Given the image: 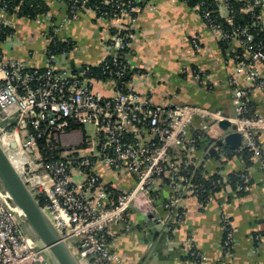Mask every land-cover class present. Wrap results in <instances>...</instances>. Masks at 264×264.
Masks as SVG:
<instances>
[{"label": "built area", "instance_id": "obj_1", "mask_svg": "<svg viewBox=\"0 0 264 264\" xmlns=\"http://www.w3.org/2000/svg\"><path fill=\"white\" fill-rule=\"evenodd\" d=\"M88 1L66 2L68 16L77 18L86 10L115 24L109 29V52L100 62L103 77H89L85 69L76 72L61 65V56L50 54L48 48L42 67L19 59L4 61L0 53L5 72L0 79V144L12 162H37L36 170H31L37 175L30 178L24 175L25 167L13 164L33 194L44 199L43 210L78 263L115 264L120 256L111 249L112 227L125 221L131 209L152 206L163 176L171 187L167 200L160 203L169 212V220H162L163 224L180 222L185 216L184 197L199 196L198 175L208 177V173L187 153L199 139V134H191L196 118L205 131L219 128L221 120L229 119L242 135L237 150L251 151L252 164L264 173V150L258 139V133L264 131V114L250 100L253 90L264 91V37H258L259 32L264 33V0H238L242 2L239 10L232 0H214V5L199 0L194 7L225 43L227 56L235 63L233 114L191 103L156 104L149 94L133 86V78L144 75L140 69H133L131 80L122 81L127 66L119 54L130 46L132 28L145 0H100L92 5ZM8 6L0 0L3 11L9 12ZM242 13L251 14L252 21L234 26V18ZM219 17L232 28H225ZM238 76L246 85L239 83ZM96 85L108 93L98 91ZM4 120L8 122L2 126ZM86 124L94 128L95 138L84 129V142L83 136L78 145L63 141L65 135L70 138ZM40 139L49 144L51 159L42 155ZM24 151L28 156L29 151H36L34 160L26 161ZM98 166L129 174L135 182L127 188L105 183ZM242 177L248 183V175ZM221 224V249L228 254L236 246L231 217L224 214ZM185 243L194 264L206 262L192 236ZM50 260L57 264L49 249L31 235L22 211L0 187V264H54Z\"/></svg>", "mask_w": 264, "mask_h": 264}, {"label": "crops", "instance_id": "obj_2", "mask_svg": "<svg viewBox=\"0 0 264 264\" xmlns=\"http://www.w3.org/2000/svg\"><path fill=\"white\" fill-rule=\"evenodd\" d=\"M42 1L48 11L37 19L19 17L0 7V24L13 29L0 43L3 60L19 59L29 66L42 67L51 40L57 38L74 43L70 53L60 55L61 65L71 68V60L76 67L99 65L109 52V29L115 24L101 21L86 10L71 19L64 0ZM128 49L130 66L144 74L133 78V86L149 94L154 103H191L233 114L235 63L196 8L181 0H145L133 25ZM4 73L0 65V79ZM238 78L241 85H246L242 76ZM95 87L103 94L108 93L101 85ZM250 100L255 110L264 114V91L253 90ZM200 122L195 119L191 134L197 131L206 137L187 153L208 175H219L224 188L205 202L188 194L182 202L184 218L174 224H163L162 220H169V212L160 203L167 200L171 187L167 178H161L152 206L145 210L131 209L125 221L112 227L111 249L120 256V262L115 264H194L185 243L189 236L207 258L200 264H264V173L255 163L248 165L239 153L210 154L205 149L208 137L218 136L222 131L216 126L211 131L201 130ZM258 135L264 150V131ZM97 168L105 183L127 188L135 182L129 174H119L108 167ZM234 172L248 175L245 187H233L229 176ZM224 214L231 217L236 240V246L228 254L221 249Z\"/></svg>", "mask_w": 264, "mask_h": 264}, {"label": "water", "instance_id": "obj_3", "mask_svg": "<svg viewBox=\"0 0 264 264\" xmlns=\"http://www.w3.org/2000/svg\"><path fill=\"white\" fill-rule=\"evenodd\" d=\"M71 68L73 71L81 72L86 67H76L75 61L71 60ZM7 122L8 120H4L1 125ZM219 129L222 131L220 135L208 137L205 149L210 154L220 156L223 147L234 150L241 147L242 135L235 131L236 125L232 124L229 119L221 120ZM0 187L10 195V201L22 211L24 224L31 235L49 249L57 264H79L1 144Z\"/></svg>", "mask_w": 264, "mask_h": 264}, {"label": "trees", "instance_id": "obj_4", "mask_svg": "<svg viewBox=\"0 0 264 264\" xmlns=\"http://www.w3.org/2000/svg\"><path fill=\"white\" fill-rule=\"evenodd\" d=\"M2 1H6L9 6H8V11L9 13L15 14L19 17H27L29 19H35L38 15L40 14H44L48 11L47 6L44 4V2L42 0H2ZM65 2H67L68 4H70V2H73L74 0H64ZM80 2L82 0H79ZM100 0H89L88 4L92 5V4H96V3H100ZM185 3H187L189 6L191 7H195V5L198 3L199 0H181ZM212 4L214 5V0H210L208 2L207 5ZM242 2H239L238 0H232V6L236 9L239 10V8L241 7ZM16 7H19L18 9H16ZM106 11H110V9H106ZM104 12V10L102 11ZM257 12H260V10H257ZM256 12V13H257ZM219 22H221L223 24V26L227 29H231L232 25L231 23H229L225 18H220L219 17ZM252 21V15L248 14V13H242V14H238L236 15V17L234 18V26L235 25H244V24H249ZM13 32V29L8 27L5 24H0V43H2L7 37L8 35H10ZM258 37L263 38L264 37V33L263 32H259ZM131 40V39H129ZM221 43V47L224 51H226L227 46H225L224 42H220ZM74 47V43L71 41H61L57 38H53L48 46V51L50 54H55V55H62V54H68L71 52V50ZM128 48L123 50L119 55L121 57V59L123 60L124 64L127 66L125 74L122 78V81L127 82L129 80H131L133 78V73L134 70L133 68L130 66V63L127 59V55H128ZM2 52L1 48H0V53ZM112 56H109L108 58L110 59ZM112 59V58H111ZM110 59L109 62H112ZM113 66V65H112ZM103 71H104V66L102 64L100 65H87L84 72L86 73V76L89 77H98V78H102L103 77ZM123 89L124 86H123ZM82 133H83V142L85 141V137H86V133L84 128L82 127ZM201 132H194L193 134L197 135L199 134V139L197 140L196 146L199 145L201 143V141H203V139H205L206 136H204V134H200ZM206 135V134H205ZM38 143L40 145V149H41V153L42 155L47 158V159H51V149L49 147V144L45 141V139H40L38 140ZM223 153L225 154H229V155H233L235 153H239L241 154L247 161V164L250 165L252 164V152L249 151L247 148H243L239 151L231 149L229 147H223ZM242 174L244 173H239V172H234L232 174H230L229 176V180L231 182V184L233 185V187H235L236 185H241V187H245V183L244 182V178L242 177ZM164 178V176H163ZM169 181V180H168ZM197 182L200 185V194L198 196V198L205 202L207 201V199L212 195L215 194L219 191H221L224 187V184L220 183V176L217 174H210L208 175V177L205 176H201L200 174L198 175V179ZM37 200L39 201L40 205L43 207L44 206V199L40 196H37Z\"/></svg>", "mask_w": 264, "mask_h": 264}, {"label": "rangeland", "instance_id": "obj_5", "mask_svg": "<svg viewBox=\"0 0 264 264\" xmlns=\"http://www.w3.org/2000/svg\"><path fill=\"white\" fill-rule=\"evenodd\" d=\"M84 129L86 130V132H87L88 135H90V136H92V137L95 138V135H94V132L95 131H94V128L91 125L86 124L84 126ZM77 130H78V132H76L75 134H73L70 138H69V136L67 137V135H65L64 138H63V141L64 142H67V139H68V141L80 142L81 143V141H80L81 129H77ZM14 151H16V150H14ZM29 152H30V154H29L30 156H28L27 153L25 152L26 155H24V156L26 157V161H30V160L33 161L34 158H35V152L36 151H29ZM15 154L18 155L17 153H15ZM14 163L18 167H25L26 168V170H25L26 171V174H25V171H24V175L26 176V178H30L32 176L37 175V172H32V171L36 170L37 167H36L35 164H37V162H14ZM50 261L52 263H54L52 260H50Z\"/></svg>", "mask_w": 264, "mask_h": 264}, {"label": "bare ground", "instance_id": "obj_6", "mask_svg": "<svg viewBox=\"0 0 264 264\" xmlns=\"http://www.w3.org/2000/svg\"><path fill=\"white\" fill-rule=\"evenodd\" d=\"M16 153V152H15ZM12 154V153H11ZM16 155V154H15ZM17 156V155H16Z\"/></svg>", "mask_w": 264, "mask_h": 264}]
</instances>
